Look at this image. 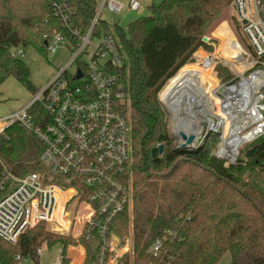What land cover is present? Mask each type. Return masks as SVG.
<instances>
[{
	"label": "trees",
	"instance_id": "obj_1",
	"mask_svg": "<svg viewBox=\"0 0 264 264\" xmlns=\"http://www.w3.org/2000/svg\"><path fill=\"white\" fill-rule=\"evenodd\" d=\"M54 1L0 0V103L1 86L10 77L30 93L39 89L16 51L32 46L47 53L45 36L63 29ZM66 1L73 23L85 31L100 0ZM231 2L161 0L149 5L150 14L126 28L104 19L95 28L96 34L113 31L127 54L126 65L117 71L125 94L115 105L132 124L133 161L125 180L133 187V207L123 210L112 228L124 237L132 227L134 264H217L226 252L231 254L230 264H264V137L245 145L236 164L225 166L215 155L216 133L201 145L176 146L169 131V112L159 99L160 90L182 66L195 61L199 49L213 50L212 33L222 21L232 19L239 39L246 43L230 14ZM206 36L210 42L203 40ZM218 69L222 81L234 76L225 66ZM32 111L36 119L45 113L40 104ZM161 143L164 152L153 158L152 149ZM250 148L253 152L248 155ZM40 150V141L18 122L0 133V157L16 175L46 169ZM82 215L83 210L79 219ZM157 240L160 245L155 251L152 246ZM58 244H83L84 264H95L96 254L88 242L54 233L45 222L28 229L17 242L0 237V264L26 259L39 264L38 247ZM70 254L73 264L81 263L80 247ZM71 261L66 257L64 264Z\"/></svg>",
	"mask_w": 264,
	"mask_h": 264
},
{
	"label": "built area",
	"instance_id": "obj_2",
	"mask_svg": "<svg viewBox=\"0 0 264 264\" xmlns=\"http://www.w3.org/2000/svg\"><path fill=\"white\" fill-rule=\"evenodd\" d=\"M142 1L102 0L85 31L73 23L72 9L66 0L54 1V12L63 29L49 38L45 36L47 52L54 54L65 47L71 56L56 77L31 93L28 103L0 117V133L18 122L35 135L41 143L39 158L46 168L43 172L16 175L0 157V237L4 240L17 242L28 229L45 222L54 233L81 237L89 245L98 241L95 264H127L133 238L120 237L112 228L114 219L133 207V187L125 180L133 161L132 124L115 105L125 94L117 71L126 65L127 54L113 31L96 34L95 28L105 7L120 14L125 9H140ZM231 7L246 42L234 35L235 40L225 47L234 52L233 56L238 52L237 57L226 60L234 76L221 81L213 75L216 65L223 62L216 52L199 49L194 63L210 69L218 80L211 91L212 105L201 99L202 108L197 112V138H201L198 145L210 133L218 134L215 155L225 166L238 162L244 145L264 137V0H232ZM16 54L23 55L24 50L19 48ZM240 66L241 71L237 69ZM253 79L262 81L255 87ZM244 81L246 87L238 103H231L233 99L225 89ZM162 89L159 99L171 115L170 127L176 136L174 116L160 96ZM39 104L45 113L36 119L32 110ZM236 121L242 124L240 129L234 127ZM230 132L248 137L234 155H220L223 137ZM159 245L160 241H155L152 249L158 251ZM45 247L37 249L39 264ZM55 247L58 255L52 264H64L66 257L74 261L70 250L77 247L83 250L84 263L83 244ZM27 262L35 264L28 259L18 264Z\"/></svg>",
	"mask_w": 264,
	"mask_h": 264
},
{
	"label": "rangeland",
	"instance_id": "obj_3",
	"mask_svg": "<svg viewBox=\"0 0 264 264\" xmlns=\"http://www.w3.org/2000/svg\"><path fill=\"white\" fill-rule=\"evenodd\" d=\"M161 0H143L142 1V7L138 10H130V11H123L120 14H113L110 12L106 7L104 8L101 19H104L108 21L110 24L118 23L123 27H127L128 24L140 16L148 15L150 14V9L149 5L152 3H158ZM102 0H100V3ZM147 2V3H146ZM230 14L234 16V12L232 10L231 5L229 6ZM222 24H227V26L230 28L231 32L233 35H235L238 39V34L236 33V29L232 23V19H226L222 21L213 31L212 36L216 40L212 41L211 44L213 45V50L212 52L218 53L220 57H222L223 62L218 63L215 67V71L213 75L217 77V79L221 80L220 77L218 76L219 69L218 66L222 65L227 67L231 73L234 75V72L231 70L228 61V57L226 53L223 51V44L225 43V37L222 33L219 32V28ZM240 32V30H239ZM241 33V32H240ZM242 35V34H241ZM208 38V41L210 40V37L206 36ZM210 42V41H209ZM200 50H206V49H200ZM228 51V49H224ZM209 51V50H206ZM198 53L197 55L195 54V61L187 63L188 65L185 66L184 68L191 70L195 69L196 65L194 67L190 66L189 64H194L197 61L198 58ZM71 56V51L65 47H60L54 54L51 53H42L39 50H37L35 47L29 46L24 49V54L21 55V58L24 60V62L28 65V67L31 70V80L32 82L38 87H42L46 85L50 80H52L54 77H56L58 70L64 66L69 58ZM225 57H227L225 59ZM198 66V65H197ZM191 68V69H190ZM212 74V73H211ZM211 74H207V77H212L214 80V76ZM220 74V73H219ZM9 79V80H8ZM4 84L2 85V96L5 98L3 102L0 103V117H4L8 115L9 113L13 112L16 110L17 106L20 103H24V101L31 96V93L15 78V77H10L8 78ZM222 81V80H221ZM218 83V81H217ZM212 85V84H211ZM217 84H214V87ZM30 93V95H29ZM166 108V107H165ZM7 110H12L8 113ZM7 111V112H6ZM168 122H169V131L171 135L173 136V139L175 141L176 146H179V141H181L177 136L173 135L172 128L170 127V123L172 122L171 115L169 113L168 117ZM3 122H0V127H2ZM200 137L195 139L194 145H198L200 143ZM245 146V145H244ZM180 147V146H179ZM193 147V145H189L185 148ZM48 227V225H47ZM70 235V234H69ZM73 236V235H71ZM124 237H132L133 238V248L128 253L126 256V263L127 264H134V254H135V249H134V236H133V229L132 227L130 228V234L124 236ZM84 246V245H83ZM58 255V250L56 247H45L43 254L41 255L40 258V263L41 264H52V262L55 260V258ZM231 262V254L230 252H226L220 261L217 264H230ZM27 264H32L31 262H27ZM84 264V263H83Z\"/></svg>",
	"mask_w": 264,
	"mask_h": 264
},
{
	"label": "bare ground",
	"instance_id": "obj_4",
	"mask_svg": "<svg viewBox=\"0 0 264 264\" xmlns=\"http://www.w3.org/2000/svg\"><path fill=\"white\" fill-rule=\"evenodd\" d=\"M219 32L222 33L226 39L222 47L228 60L237 57V55H235L238 53L237 50L235 51L234 56V52L224 50L230 40H235V37L227 24H222L219 28ZM241 68L242 66L237 67L240 71L243 70ZM208 70L210 72V69L200 68L197 64L195 69L191 70L183 67L174 77H172L160 93L161 98L166 101L174 116L176 136L180 137V139L181 133H185L187 136L194 135L195 139L199 135L200 126L197 112L202 108L201 99L208 101L210 106L212 105L211 91L214 88V84H217L218 80L214 77L211 85L209 83V77L206 78ZM261 81L262 79H260V82ZM247 82H249V79ZM247 82H240L225 89L226 94L233 99L231 103H238V99L243 93L242 91L245 89ZM260 82L255 81L254 79L252 80L255 87L258 86ZM233 125L238 129L242 127V124L238 121L234 122ZM247 137L248 135H240L238 132H230L225 135L223 137V142L220 145L219 154L224 156L234 155L238 147Z\"/></svg>",
	"mask_w": 264,
	"mask_h": 264
},
{
	"label": "water",
	"instance_id": "obj_5",
	"mask_svg": "<svg viewBox=\"0 0 264 264\" xmlns=\"http://www.w3.org/2000/svg\"><path fill=\"white\" fill-rule=\"evenodd\" d=\"M204 41H208V38L207 37H204L203 38ZM45 43H47V41H45ZM123 91H125V89H122ZM180 138V137H178ZM194 135H189L187 136L185 133H181V147H187L189 145H192L194 144ZM164 149H165V145L163 143L157 145L156 147H154L152 149V157L153 158H156L158 156H160L163 152H164ZM253 152V148H250L247 152L248 155H251ZM98 246V241H93L91 244H90V249L91 251L94 253L96 248Z\"/></svg>",
	"mask_w": 264,
	"mask_h": 264
},
{
	"label": "crops",
	"instance_id": "obj_6",
	"mask_svg": "<svg viewBox=\"0 0 264 264\" xmlns=\"http://www.w3.org/2000/svg\"><path fill=\"white\" fill-rule=\"evenodd\" d=\"M147 1H148V0H147ZM146 3H147V2H146ZM125 11H126V12H127V11H130V9H125ZM131 11H132V10H131ZM210 74H211V71H210ZM211 76H212V74H211ZM8 80H9V79H8ZM8 80H7V81H8ZM1 88H2V86H1ZM29 95H30V93H29ZM2 99H3V101H4L5 98L2 96ZM29 99H30V96L24 101V103H20V104L17 106L16 110L19 109V108H21L22 106H24L26 103H28ZM7 111H8V113H9V112L12 111V110H10V111L7 110ZM7 111H6V112H7ZM73 262H74V261H72L71 264H73ZM80 264H83V263L81 262Z\"/></svg>",
	"mask_w": 264,
	"mask_h": 264
}]
</instances>
